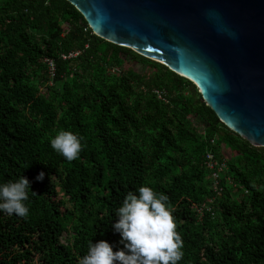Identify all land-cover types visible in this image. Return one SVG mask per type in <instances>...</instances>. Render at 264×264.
I'll use <instances>...</instances> for the list:
<instances>
[{
  "label": "trees",
  "instance_id": "obj_1",
  "mask_svg": "<svg viewBox=\"0 0 264 264\" xmlns=\"http://www.w3.org/2000/svg\"><path fill=\"white\" fill-rule=\"evenodd\" d=\"M60 130L83 138L78 159L52 149ZM22 176L37 194L26 218L0 212V264H78L90 241L123 248L116 210L142 185L169 196L178 264H264V147L192 80L96 35L68 0H0V183Z\"/></svg>",
  "mask_w": 264,
  "mask_h": 264
},
{
  "label": "water",
  "instance_id": "obj_2",
  "mask_svg": "<svg viewBox=\"0 0 264 264\" xmlns=\"http://www.w3.org/2000/svg\"><path fill=\"white\" fill-rule=\"evenodd\" d=\"M93 32L192 80L220 121L264 147V0H68Z\"/></svg>",
  "mask_w": 264,
  "mask_h": 264
},
{
  "label": "clouds",
  "instance_id": "obj_3",
  "mask_svg": "<svg viewBox=\"0 0 264 264\" xmlns=\"http://www.w3.org/2000/svg\"><path fill=\"white\" fill-rule=\"evenodd\" d=\"M83 138L71 130H60L50 138V145L66 160L79 158ZM41 171L36 179L43 180ZM31 183L25 176L0 183V212L27 217ZM174 209L169 196L148 185L129 191L116 210L112 224L120 234L123 248L114 250L107 240L90 241L78 264H178L184 256L183 239L177 231Z\"/></svg>",
  "mask_w": 264,
  "mask_h": 264
},
{
  "label": "built area",
  "instance_id": "obj_4",
  "mask_svg": "<svg viewBox=\"0 0 264 264\" xmlns=\"http://www.w3.org/2000/svg\"><path fill=\"white\" fill-rule=\"evenodd\" d=\"M207 164H208V167H210V168H214L217 166V162L214 160V156L212 154H208ZM217 176L218 175L215 174V177H217Z\"/></svg>",
  "mask_w": 264,
  "mask_h": 264
},
{
  "label": "rangeland",
  "instance_id": "obj_5",
  "mask_svg": "<svg viewBox=\"0 0 264 264\" xmlns=\"http://www.w3.org/2000/svg\"><path fill=\"white\" fill-rule=\"evenodd\" d=\"M139 69H140V70H145V71L147 70V68H144L143 66H140ZM62 195H63V193H61V196H62Z\"/></svg>",
  "mask_w": 264,
  "mask_h": 264
}]
</instances>
